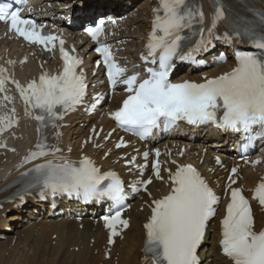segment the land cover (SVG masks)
I'll list each match as a JSON object with an SVG mask.
<instances>
[{
  "label": "snow or ice",
  "instance_id": "1",
  "mask_svg": "<svg viewBox=\"0 0 264 264\" xmlns=\"http://www.w3.org/2000/svg\"><path fill=\"white\" fill-rule=\"evenodd\" d=\"M213 9L211 24L205 35L204 12L194 0H158L153 9L151 31L141 55L145 63L155 67H148V76L142 80L139 74L126 75L127 69L116 62L110 46L101 42L105 21L100 20L96 26L85 29L98 44L95 51L102 58L110 88L115 90L118 85L126 86L127 98L118 109L109 113V118L117 127L139 133L144 139L159 126L162 119L168 127L176 126L180 121L189 125L212 124L226 132L243 134L247 141L243 145L245 149L255 139L264 138V14L255 13L259 17L258 23L227 24L223 7L214 2ZM21 11L19 7L13 9L11 3H0V22L8 24L9 31L27 43L43 45L47 51H53L58 37L48 34L44 26L37 25L33 19L23 18ZM221 21L226 22L232 35H215L217 24ZM109 22L116 24L115 20ZM197 24L200 25L198 30L194 28ZM186 31L191 35L185 34ZM192 37L199 39L192 40ZM213 39L227 44L234 39L247 42L256 51H235L236 66L218 77H205L203 83L187 80L171 83L169 76L175 66L173 61L196 62L195 54L207 51ZM59 52L63 63L58 73L44 72L27 86L10 80L6 69L0 68V93H6V84H14L25 106V116L37 123V143L23 163L59 153L60 148L48 143L46 130H52L59 137L61 133L58 129L63 126L61 122L65 116L85 105L88 83L81 68L83 60L75 55L74 48L66 50L62 39L59 40ZM224 60L221 54L219 61ZM99 63L97 61L98 66ZM12 99L6 94L3 96V100L9 103ZM102 99V96L94 97L96 103ZM10 111L11 115H0V135L19 123L15 118V108ZM255 129H259V133ZM92 131L96 134L95 128ZM125 146L122 139L116 144V148ZM0 147L7 145L0 143ZM150 155L149 151L142 153L144 163L141 165H136V157L127 163L143 177ZM160 155L159 149H156L155 160L151 164L157 180L162 179ZM180 155H183V150ZM216 162L220 164L219 158ZM252 163L255 166L260 161ZM166 171L170 190L151 202V215L144 224V259H151L152 264H200L198 249L205 239L209 221L217 215L221 197L191 164H177L175 171ZM237 172L238 169L233 168L228 177L225 196L229 202L220 221V251L229 264H264V229H256L249 200L241 188L233 187ZM22 175L29 177V181L19 195L21 201L32 188L39 190L42 199L67 196L85 204L110 201L112 214L103 217L110 233L109 245L114 243L115 237L121 236V229L129 227V220L122 218L127 198L125 181L114 171L101 172L88 156H83L79 162L66 158H60L59 162L45 159V162L35 164ZM151 183V178L140 179L129 186L132 192L139 193L148 191ZM252 199L264 207V178L253 191Z\"/></svg>",
  "mask_w": 264,
  "mask_h": 264
},
{
  "label": "bare ground",
  "instance_id": "2",
  "mask_svg": "<svg viewBox=\"0 0 264 264\" xmlns=\"http://www.w3.org/2000/svg\"><path fill=\"white\" fill-rule=\"evenodd\" d=\"M143 7L148 10L147 2L143 3ZM140 218H142L140 213L133 215V224L118 250L119 264H139L142 233L137 221ZM24 230L16 236L13 249L9 250V243L0 245V264H95L98 260L91 255L88 241L95 237L98 245L100 235L94 234L92 231L94 229L89 223H85L82 232H78L74 224L67 222L42 224L40 230L35 228ZM96 232H99V229ZM52 235H56L54 242L51 239ZM210 245V250L214 254L209 258L214 260L218 258L215 239ZM75 247L78 248V252L73 251Z\"/></svg>",
  "mask_w": 264,
  "mask_h": 264
},
{
  "label": "rangeland",
  "instance_id": "3",
  "mask_svg": "<svg viewBox=\"0 0 264 264\" xmlns=\"http://www.w3.org/2000/svg\"><path fill=\"white\" fill-rule=\"evenodd\" d=\"M8 243H10V241H7V242L0 243V245H3V244H7V245H8ZM12 247H13V245L11 244V246L9 247V249L11 250V249H12Z\"/></svg>",
  "mask_w": 264,
  "mask_h": 264
}]
</instances>
